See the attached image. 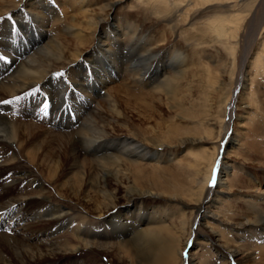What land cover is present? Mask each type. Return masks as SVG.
<instances>
[{
	"label": "bare ground",
	"instance_id": "bare-ground-1",
	"mask_svg": "<svg viewBox=\"0 0 264 264\" xmlns=\"http://www.w3.org/2000/svg\"><path fill=\"white\" fill-rule=\"evenodd\" d=\"M257 1L253 14L258 17L256 21H262L264 0ZM157 2V7L168 8L167 0ZM83 3L89 7L82 13L93 10L90 0H0V102H9L0 103V194L12 185L23 187L18 195L0 197V259L6 260V264H59L68 256L89 249L98 256L115 253L120 260L128 258L137 264H236L233 259L242 253L245 255L240 264H264V180L253 174L243 184L240 182L231 154H237L241 139L239 133L230 129L232 121L244 120L248 118L244 114L254 110L258 77L264 76V43L254 59L248 54L241 62L234 94L239 112L230 104L224 134L218 131L215 139H220L213 140L218 142L216 146H205L181 158L177 152L190 144L212 143L201 134L211 132L215 124L212 117H203L205 112L202 114L193 101L197 98L192 99L193 82L186 81V67L170 74L167 69L142 72L140 84L150 86L148 90L153 95L164 96L163 107L166 105L171 112L166 120L157 121L152 117L160 103L135 106L142 118L156 122L142 131L148 136L146 140L115 130L108 132L111 124L129 123L117 101L110 99V88L106 90L109 83L121 76L128 42L121 39L125 27L106 17L97 21L96 52L84 59L80 58L81 53L71 56L73 50L64 48L59 38L69 30H74L77 37L84 36L74 25L77 8ZM239 15L208 17L201 30L204 38L209 37L205 42L235 37L230 25L239 24ZM51 28L56 30L54 36L49 33ZM114 55L119 56L118 61ZM90 56L93 61L83 63ZM151 56L146 53L142 57L145 60ZM207 67L212 79V69ZM66 79L70 90L80 94L76 105L70 102L75 126L69 134L75 146L101 158L98 164L106 192V186L112 182L124 188L123 199L115 196L111 206H95L96 213L91 215L94 222L89 218L79 220L78 213L70 211L67 205L60 203L57 207L52 201L38 214L27 210L31 199H44V193L38 189L42 179L37 167L41 166L43 146L39 130L46 118L45 101L51 100L53 110L69 101L63 84ZM112 89L119 91L121 85ZM98 97L106 102L104 110L95 105L94 99ZM239 97L243 101L237 105ZM184 192L192 200L186 202L188 211L181 214H186L185 232L174 225L169 207L159 205L168 196L175 200ZM44 223L48 226H42ZM201 226L207 228L206 233L200 231ZM137 230L140 232L134 237L129 235ZM202 237L206 242L199 241ZM203 247H208L205 259L202 254L196 255ZM188 249L191 252L185 255ZM9 251L12 257L8 256Z\"/></svg>",
	"mask_w": 264,
	"mask_h": 264
},
{
	"label": "rangeland",
	"instance_id": "rangeland-1",
	"mask_svg": "<svg viewBox=\"0 0 264 264\" xmlns=\"http://www.w3.org/2000/svg\"><path fill=\"white\" fill-rule=\"evenodd\" d=\"M90 2V7L93 10L86 14L82 13L81 11L89 7L83 3L79 9L77 8L79 12L76 16L77 18L74 19L75 27L80 29L79 31H82L84 36H75L74 30H69L68 33L64 34L62 31L59 32V35L63 34L59 40L64 48L67 49L69 47L73 50L71 56L81 53L80 58L84 59L91 52H96L95 44L97 43V38L95 31L97 30V21L99 19L109 17L113 23L122 24V27H125L122 30L124 35L121 37L124 42L126 41L125 43L128 42L127 50L124 52L127 55L126 61L122 66L124 69L121 70V76L118 79H114L115 81L107 85L106 90L108 91V88H110L108 91L110 99H113V102L117 101L116 103L119 108L128 116L129 123L128 126L111 124V127L107 129L108 132H114L113 130H115L118 133L138 135L142 140H146L148 136L142 134V131L156 122L152 120L146 121L142 118L136 112L135 106L144 102L160 103L159 110H155L156 113L153 112L152 117L157 121L166 120L165 118H168L171 112L167 109L166 105L163 107L166 102L163 99L164 96L153 95V91L148 90L150 86L140 84L142 72L167 69L170 74L177 69L181 70L186 67V72L188 73L186 74V81L193 82L190 86L193 93L192 99L197 98V101H193L198 103L202 114L205 112L203 117H212L215 119V124L212 125L211 132L206 133L203 131L201 134V136L210 138L212 143L202 145L190 144L177 153L182 158L190 155L192 152L197 153L201 151L205 146H216L218 142L213 143V140L220 139V137L215 139L218 131H223L222 134H224L228 124L227 121L230 117L231 105L234 106L236 113L239 112V106L234 104V94L241 62H243L244 57L248 54L253 56L254 59L256 52H260L263 47L264 19L256 21L258 17L254 16L258 1L218 0L214 2L212 0L208 2L207 0H167V9L157 7V0H90ZM216 14L227 15L232 18L240 14L241 20H239V24L237 26L235 24L230 25V29L235 31L236 36L229 40L222 38L220 41L212 39V42H205L209 37L204 38L201 30L211 15ZM194 16L196 18H193ZM88 22L92 24L90 25ZM52 28L49 33L54 36L56 30L53 32ZM125 37L129 39L127 40ZM140 48L142 50L145 48L143 50L144 53H142ZM146 53L153 55V57L151 56L150 59L143 60L142 56ZM113 57L118 61L119 56L114 55ZM93 59L90 56L83 63H91ZM167 64L172 67H167ZM207 66L212 69V79L208 77ZM251 68L252 64H249L248 69ZM108 78H112L109 73ZM63 84L66 87V96L69 101L62 104L58 110H53L50 103L51 100L45 101L47 108L44 109L45 113L43 117L46 118L41 122L42 127L39 130L42 133L40 143L41 147L43 146V151L41 150L40 153L41 166L37 167L42 179V184L38 189L44 193V199L35 201L31 199L27 204V210L38 214L47 208L49 201H52L57 207L60 203L67 205L70 211L78 213L79 220L89 218L94 222L95 219H92L91 215L96 213L94 212L95 206L101 208L105 207V205L111 206L115 202V196L123 199L124 188H119L117 185H113L112 182V184L106 186V192L104 184H102L103 181L105 182V178L102 168L98 164L101 158L86 154L83 148L75 146L73 137L69 134L70 129H74L75 126V114L71 109L73 106L70 102L76 105L80 94L70 90L68 79L64 80ZM257 84V94L255 95L257 102L254 99V110H250V114H244L248 118H244V120L235 119V121H232V127L230 126L232 131L240 134L241 146L237 149V154L235 156L231 154V157L234 158L232 161L234 172L242 184L244 181L251 179L253 174L259 180H264V76L258 77ZM116 85H121V89L119 91L111 90L112 86ZM249 87L245 91L249 90ZM47 91L48 89L46 93ZM246 96H248L247 93L243 97L245 98ZM94 100L96 106L101 109L104 108L106 102L103 101L102 97L95 98ZM242 101V97H239L237 105H240ZM68 110L73 115L72 117L67 114ZM110 114L108 112V115ZM64 118L66 121L62 120ZM71 118L73 119L72 121ZM35 159H38V156ZM106 165L108 164L106 163ZM231 172L233 171L231 170ZM22 188L20 184L12 185L6 193L0 194V197L3 199L11 198L18 195ZM27 190L29 193L32 191L30 188H27ZM191 201V198L186 197L184 192L178 195V197L176 196L175 200L171 199V196H168L166 202L161 201L159 205L169 207V216L173 220L174 225L185 232L188 227L187 224V227L183 225L186 222V214L182 216L181 214L182 211H188L186 202L190 203ZM46 224L41 225L47 227L48 224ZM200 231L206 233L207 228L201 226ZM139 232V230L133 231L129 235L134 237ZM204 237L200 238L199 241L206 242ZM242 240L241 238L239 242H242ZM247 244L249 246L252 245L249 241ZM207 248L203 247L196 255L202 254L205 259L208 253ZM197 249H199V246L195 250ZM190 252L191 249L186 250L185 255L190 254ZM8 253V256L12 257L11 252L9 251ZM242 255H245V253H242ZM242 255H238L233 259L236 264L241 263ZM223 260L225 261V259ZM0 261V264H6V260L0 259ZM121 261L115 253L98 256L95 252L84 249L74 255L68 256L67 259H63L59 264H137L128 260V258H125V261ZM226 262L229 264L228 261Z\"/></svg>",
	"mask_w": 264,
	"mask_h": 264
},
{
	"label": "snow or ice",
	"instance_id": "snow-or-ice-1",
	"mask_svg": "<svg viewBox=\"0 0 264 264\" xmlns=\"http://www.w3.org/2000/svg\"><path fill=\"white\" fill-rule=\"evenodd\" d=\"M17 99H19V97H17ZM0 103H9V102L8 101H3V102H0ZM46 108H47V104L44 105V109H46Z\"/></svg>",
	"mask_w": 264,
	"mask_h": 264
}]
</instances>
